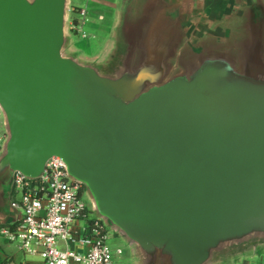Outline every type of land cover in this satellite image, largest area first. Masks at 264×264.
<instances>
[{
    "label": "water",
    "instance_id": "95a60500",
    "mask_svg": "<svg viewBox=\"0 0 264 264\" xmlns=\"http://www.w3.org/2000/svg\"><path fill=\"white\" fill-rule=\"evenodd\" d=\"M68 0H0V226L54 157L138 264L264 245V10L201 30L126 0L105 68L66 55Z\"/></svg>",
    "mask_w": 264,
    "mask_h": 264
},
{
    "label": "built area",
    "instance_id": "2783aa9c",
    "mask_svg": "<svg viewBox=\"0 0 264 264\" xmlns=\"http://www.w3.org/2000/svg\"><path fill=\"white\" fill-rule=\"evenodd\" d=\"M76 15L78 32L86 10L80 8ZM4 140L0 137V149ZM87 199L84 187L68 178L57 157L46 162L37 180L14 174L10 202L18 219L0 227V246L14 244L18 252L38 257L41 264H113L122 250L111 246L114 232L96 217Z\"/></svg>",
    "mask_w": 264,
    "mask_h": 264
},
{
    "label": "rangeland",
    "instance_id": "374dc122",
    "mask_svg": "<svg viewBox=\"0 0 264 264\" xmlns=\"http://www.w3.org/2000/svg\"><path fill=\"white\" fill-rule=\"evenodd\" d=\"M126 0H68L66 34L68 46L66 55L74 56L83 64H92L105 68L111 63L116 51L117 31L120 16ZM86 10V18L81 31L74 28L78 24V9ZM78 18V19H77ZM3 123V116L0 112ZM4 127V123H3ZM88 201V199H87ZM113 247L120 248L122 255L113 259V264H138L137 256L132 246L122 237L114 233V239L110 240ZM0 250L5 255L9 264H21L26 257L18 252L14 244L3 246ZM58 247H63L59 243ZM1 258V254H0ZM264 245H257L245 253L228 257L216 264H245V262H264ZM39 261L38 257L33 258ZM4 260V261H5ZM12 261V262H11ZM4 264V263H1Z\"/></svg>",
    "mask_w": 264,
    "mask_h": 264
},
{
    "label": "crops",
    "instance_id": "0c3cea01",
    "mask_svg": "<svg viewBox=\"0 0 264 264\" xmlns=\"http://www.w3.org/2000/svg\"><path fill=\"white\" fill-rule=\"evenodd\" d=\"M162 2L172 6L175 12L201 30L223 27L230 22L241 19L249 10H258L259 8L264 10V0H162ZM0 137H6L1 118ZM3 220L0 217V224L4 222ZM0 254V264H9V261L4 259L5 255L1 250ZM33 258L28 257L21 264H41L39 261H34ZM261 263L264 262L261 261Z\"/></svg>",
    "mask_w": 264,
    "mask_h": 264
},
{
    "label": "flooded vegetation",
    "instance_id": "af4514ba",
    "mask_svg": "<svg viewBox=\"0 0 264 264\" xmlns=\"http://www.w3.org/2000/svg\"><path fill=\"white\" fill-rule=\"evenodd\" d=\"M111 238L114 239V234L111 235Z\"/></svg>",
    "mask_w": 264,
    "mask_h": 264
}]
</instances>
